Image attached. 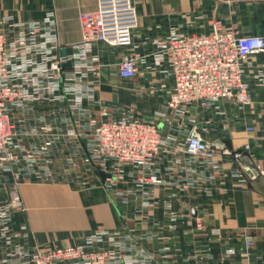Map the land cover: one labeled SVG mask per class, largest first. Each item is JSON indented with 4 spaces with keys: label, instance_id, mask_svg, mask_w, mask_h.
I'll use <instances>...</instances> for the list:
<instances>
[{
    "label": "crops",
    "instance_id": "0c3cea01",
    "mask_svg": "<svg viewBox=\"0 0 264 264\" xmlns=\"http://www.w3.org/2000/svg\"><path fill=\"white\" fill-rule=\"evenodd\" d=\"M129 3L136 13L129 42L121 46L93 43L99 75L94 82H87L90 92L85 105L93 112L104 107L113 118L131 113L157 122L161 130L164 123L160 112L172 83L165 77V65L154 63L153 40L163 39L172 30L207 33L214 25L236 29L243 35H264V0ZM98 8L99 0H0V17L12 16L18 23L50 20L54 32H48L49 44L57 43L55 55L63 57L78 54L79 16ZM125 54L138 57L142 77L126 80L119 76L118 64ZM243 80L248 87L249 105L241 106L233 98L207 110L187 107L186 113L173 121L172 133L178 142L197 134L231 151L250 144L246 160L256 171L254 180L239 179L229 159L222 161L216 175L189 164L173 176L170 188L155 189L151 204L146 205L128 184L109 191L88 169L80 171L86 175V184L80 179L68 182L63 178L66 181L60 183L26 179L19 186L24 210L14 214L12 223L16 231L24 228L21 244L28 248L67 247L82 243L88 234L107 231L119 234L126 252L137 260L143 257L145 264H264V53L251 55L244 63ZM59 107L56 102L46 101L36 106V114L52 115ZM59 115L60 120L66 117L65 112ZM248 127L253 131H247ZM71 154V150L55 153L52 166L60 171ZM11 180L10 174L0 172V201L7 198ZM189 180L190 189L182 190ZM197 221L201 228L196 226ZM249 239L252 246L247 248L245 241ZM103 248L111 246L106 243Z\"/></svg>",
    "mask_w": 264,
    "mask_h": 264
},
{
    "label": "built area",
    "instance_id": "2783aa9c",
    "mask_svg": "<svg viewBox=\"0 0 264 264\" xmlns=\"http://www.w3.org/2000/svg\"><path fill=\"white\" fill-rule=\"evenodd\" d=\"M135 17L129 0H99L96 11L79 16L78 54L63 57L55 55L57 43L49 44L54 32L50 20L18 23L12 16L0 17V172L12 177L7 198L0 201V264H145L143 257L137 260L126 252L119 234L107 231L88 234L82 243L67 247L23 246L24 228L16 231L12 223L14 214L23 210L19 186L26 179L49 183L80 179L86 184V175L80 171L88 169L98 177L99 173L107 175L101 182L105 189L128 184L134 195L150 205L155 189L170 188L173 176L189 164L216 175L222 161L229 159L239 179L256 178L246 160L250 144L231 151L197 134L178 142L172 131L173 121L187 107L207 110L233 98L241 106L250 104L243 67L251 55L264 53V35H243L214 25L207 33L172 30L163 39L153 40L154 63L165 65V77L172 83L160 112L165 132L155 121L131 113L113 118L104 107L93 112L85 105L89 80L94 82L99 75L93 43L127 44ZM137 58L121 57L118 74L122 79L143 76ZM46 101L61 107L52 115L36 114V106ZM61 112L66 113L63 120ZM81 142L85 143L82 147ZM64 150L72 154L57 171L52 161L55 153ZM163 163L165 171L161 172ZM191 185L189 180L181 189L186 191ZM196 226L201 228L199 221ZM106 243L111 248H103ZM245 246L251 247L252 241H245Z\"/></svg>",
    "mask_w": 264,
    "mask_h": 264
},
{
    "label": "water",
    "instance_id": "95a60500",
    "mask_svg": "<svg viewBox=\"0 0 264 264\" xmlns=\"http://www.w3.org/2000/svg\"><path fill=\"white\" fill-rule=\"evenodd\" d=\"M62 54L64 55L63 52H62ZM232 93L235 94V91H232ZM192 136H196V135L193 134ZM213 145H219V146H222V145L219 144V143H214ZM98 175H99V177H100L102 180H104V179L106 178V176H107V175H105L104 173H99Z\"/></svg>",
    "mask_w": 264,
    "mask_h": 264
},
{
    "label": "rangeland",
    "instance_id": "374dc122",
    "mask_svg": "<svg viewBox=\"0 0 264 264\" xmlns=\"http://www.w3.org/2000/svg\"><path fill=\"white\" fill-rule=\"evenodd\" d=\"M24 210V209H23ZM23 210H21V211H23Z\"/></svg>",
    "mask_w": 264,
    "mask_h": 264
}]
</instances>
